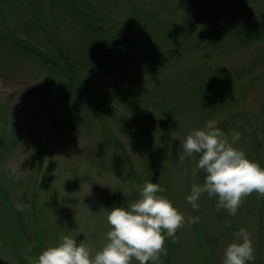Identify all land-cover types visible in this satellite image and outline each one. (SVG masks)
Listing matches in <instances>:
<instances>
[{"label":"rangeland","instance_id":"1","mask_svg":"<svg viewBox=\"0 0 264 264\" xmlns=\"http://www.w3.org/2000/svg\"><path fill=\"white\" fill-rule=\"evenodd\" d=\"M0 1V30L8 24L48 53H55L54 42L65 41L71 60L90 62L81 65L79 80L99 97L43 95L47 70L0 44V147L10 130L15 135L0 156V181L17 195L19 209L32 212L29 193L20 196L36 175L38 148L45 150L35 217L27 212L43 251L67 235L94 256L108 243L107 211L128 209L145 183H158L164 191L157 194L186 221L199 218L175 238L164 234L159 264H223L241 228L254 248L255 259L246 264L264 261V197L252 193L232 216L218 207V197L204 193L194 209L187 197L204 183L205 173L193 175L200 154L178 159L189 132L211 120L230 141L240 132L233 146L264 168V0H73L111 38L104 49L64 14V0L53 10L52 0H31L33 8L28 0ZM46 17L50 25L40 23L35 31L34 20ZM179 25L187 30L178 31ZM241 30L261 39L233 43L229 35ZM41 33L50 42L40 40ZM173 38L178 44L165 40ZM117 44L121 51H114ZM15 251L0 240V264L37 261Z\"/></svg>","mask_w":264,"mask_h":264},{"label":"clouds","instance_id":"2","mask_svg":"<svg viewBox=\"0 0 264 264\" xmlns=\"http://www.w3.org/2000/svg\"><path fill=\"white\" fill-rule=\"evenodd\" d=\"M216 121H208L202 130H192L183 143V153L178 159L200 154L193 175L205 173L203 185H193L187 202L199 209L197 200L202 194L218 197V207L235 216L246 197L258 193L264 197V168L249 160L246 154L233 144L241 133L228 134L216 127ZM158 183H145L140 198L130 203L128 209L114 208L108 212L107 222L111 230L108 243L93 256L92 250L76 239L64 236L58 246L49 247L39 255L35 264H139L149 261L159 264L161 255H166L165 233L175 238L185 223H196L199 218H186L164 196ZM226 228L230 224L225 223ZM238 242L225 250L223 264H246L253 261L254 248L251 234L241 228L236 234ZM32 247H28V252ZM30 264L32 262L30 261Z\"/></svg>","mask_w":264,"mask_h":264},{"label":"trees","instance_id":"3","mask_svg":"<svg viewBox=\"0 0 264 264\" xmlns=\"http://www.w3.org/2000/svg\"><path fill=\"white\" fill-rule=\"evenodd\" d=\"M3 1L5 2V0ZM55 1L57 0H52L51 3L49 4L51 10L54 9ZM1 2L2 1H0V3ZM28 3H30L32 8L34 7V3H32L31 0H28ZM64 3L66 4L64 14L69 15L70 20H73L76 24L83 26L85 30L89 32L94 42L98 44L101 49H104V47L109 45V41L111 38H109V36H106V34L101 29H99L95 23L93 24L91 22V18L82 9L78 7L75 1L64 0ZM38 16H40L42 20L43 15H38ZM49 19L50 17L44 18L43 19L44 21H39L35 19L34 22L37 27L35 31H39V32L41 31L42 28H40L39 25L40 23L45 22L47 25H50ZM45 23H43L44 26ZM32 25L26 28V31L30 30V28L32 29L33 28ZM9 27L10 26L6 24V26L2 27V29L0 30V44H7L11 46L13 49H15V52L21 53L23 54L24 57L34 60L35 62H37V64L40 65V67H43L45 68V70H47L48 73L44 78L45 83L43 85L44 88L43 95H46V93H48L47 95L51 97H57L58 95H66V91H68V93L71 96H74L76 93H80L81 95L90 99H95V100L99 99V97L96 96L94 91H92L89 88L87 89V87L83 85L79 80L80 69L83 68L81 65L85 66L86 64V67L88 68L90 67L89 66L90 62L82 63V61L79 60H75V61L71 60L72 58L70 57V51L65 41H59V43L56 42L53 43L55 53L43 52L35 45V43L31 39L27 40L22 38L20 34L16 35L15 31L18 29L16 28L9 29ZM177 28L178 31L184 32L187 30L185 29L186 27L184 25L180 27L177 26ZM246 32L247 31H242V30L236 31L233 33L234 36H232L233 34H230L229 38L231 37L234 38L233 43L240 42L242 37H247L253 42L261 39V37L259 36L260 33L253 31L251 33H246ZM41 35L43 37H41L40 40L50 42V38L44 36L43 33H41ZM165 40L169 43L171 42V44H178V41L175 40V38H173L172 40L169 39H165ZM114 46L115 48H113L112 46L114 51L122 50V48H119L120 46L118 44ZM142 54L147 55L143 52L139 53L140 56ZM100 58L101 56L99 57V59ZM112 65L115 68V70L118 69L116 64H112ZM68 120L73 123L74 122L79 123L80 119L78 116L76 117L70 116ZM0 135H4V132L2 130H0ZM14 138L15 135H13V129H12L10 130L9 135H7L6 138L2 139V146L0 147V156L1 153H3V151L5 150V148H7L8 145H11L12 142H14ZM117 145L121 147V150L126 155L124 147L120 143H118ZM38 152H39V158L37 161V167L35 169L36 175L33 176L32 178L30 177L31 179L29 178L30 185H28L29 186V190H27L28 192L27 191L21 192V196H20V198H26V195H28L27 193H29L31 197V200L29 202L32 203L31 204L32 208L30 209H32V212L30 210L24 211L22 209H19L16 206L17 195H14L13 198L10 192H8L4 188L2 181H0V240L2 243L10 242L13 249L14 248L17 249V251H15L16 252L15 254L21 255L23 253L31 257H36L37 259L39 255L42 254L43 250L40 247V237L38 235L37 228H34V225L32 224L31 221L33 218L31 217H35L34 216V211L36 207V204L34 203L36 199L35 191L36 189H39L41 184L40 182H38L39 179L38 180L36 179V176L37 178H39L45 174L44 172L45 170L43 169L45 150L38 148ZM30 186L33 187V189H31ZM27 212L29 213L31 212V217L29 216L31 219H28ZM29 246L32 247L31 252H28ZM262 263L264 264V261H262Z\"/></svg>","mask_w":264,"mask_h":264}]
</instances>
